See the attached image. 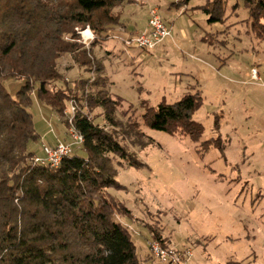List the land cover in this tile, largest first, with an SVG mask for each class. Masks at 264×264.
Wrapping results in <instances>:
<instances>
[{"label": "rangeland", "instance_id": "374dc122", "mask_svg": "<svg viewBox=\"0 0 264 264\" xmlns=\"http://www.w3.org/2000/svg\"><path fill=\"white\" fill-rule=\"evenodd\" d=\"M177 1L124 3L115 9L120 23L100 37L90 28L78 29L79 42L90 47L95 41L90 58L103 63L112 98L123 99L116 107L118 126L107 122L101 107H89V86L76 87L82 78L97 77L95 64L85 69L66 53L58 68L70 99L60 115L33 92L29 110L39 138L28 147L44 156V144L69 139L72 114L88 115L143 163L113 156L123 187L109 190L131 210L132 219L116 218L132 232L141 264H164L153 255L151 244L159 240L149 227L166 238L161 247L191 251L181 264H264V32L253 29L243 0H225L226 18L215 23L198 7L206 0ZM154 8L172 36L154 50L126 45V38L148 28ZM123 12L146 28L129 31ZM4 83L16 95L22 81ZM188 92L203 97L194 114L204 127L200 141L145 124L148 107L173 103ZM212 138L220 145L201 150V142ZM75 150L82 153L80 146Z\"/></svg>", "mask_w": 264, "mask_h": 264}, {"label": "trees", "instance_id": "16d2710c", "mask_svg": "<svg viewBox=\"0 0 264 264\" xmlns=\"http://www.w3.org/2000/svg\"><path fill=\"white\" fill-rule=\"evenodd\" d=\"M135 2L0 0V264H141L132 232L116 218L132 219L131 210L109 190L123 187L113 156L131 165L143 163L80 112L74 124L84 136L82 153L75 150L58 167H50L35 163L36 153L28 147L39 138L29 110L33 92L60 115L70 99V86L58 68V59L66 53L85 69L95 64L97 77L82 78L76 87L89 86V107H101L107 122L118 126L115 113L122 97L112 98L103 63L90 58L95 41L90 47L82 44L77 30L90 28L100 37L120 23L117 7ZM243 2L253 29L264 32V0ZM198 7L209 23L226 18L225 0H206ZM9 78L22 81L16 95L5 86ZM57 81L66 84L55 88ZM202 104L200 92H188L173 103L162 100L148 107L143 119L152 129L198 142L204 127L194 114ZM220 143L219 138L204 140L201 150ZM149 230L153 239L167 242L160 231Z\"/></svg>", "mask_w": 264, "mask_h": 264}, {"label": "built area", "instance_id": "2783aa9c", "mask_svg": "<svg viewBox=\"0 0 264 264\" xmlns=\"http://www.w3.org/2000/svg\"><path fill=\"white\" fill-rule=\"evenodd\" d=\"M172 36L171 29L166 25L158 9H152L148 28L144 31L132 34L126 38V45L136 46L154 50L163 40ZM256 75L257 70H254ZM76 110L75 105L72 106ZM75 113L70 116V126L68 127V140H57L54 144H44V156L35 155L34 162L50 167H58L65 156L71 155L75 147L81 146L80 134L74 124ZM153 246V247H152ZM153 255L164 264H181L182 260L191 258V251L188 249L176 250L174 248L156 247L155 240L151 244Z\"/></svg>", "mask_w": 264, "mask_h": 264}, {"label": "crops", "instance_id": "0c3cea01", "mask_svg": "<svg viewBox=\"0 0 264 264\" xmlns=\"http://www.w3.org/2000/svg\"><path fill=\"white\" fill-rule=\"evenodd\" d=\"M126 7V6H125ZM129 15L131 14L130 12L128 13ZM126 15V13L125 12H123L122 13V22L124 23V25L123 26H126L128 29H129V31L130 30H134V31H141V30H144L145 28H146V25H145V27H142V28H144V29H141L140 27H137L136 26V22L134 21V18H132V17H130L129 15ZM130 17V18H129ZM126 19H129L130 21L129 22H126L125 20ZM134 21V22H133ZM147 24V23H146ZM134 26V27H133ZM55 142H53L52 144H54Z\"/></svg>", "mask_w": 264, "mask_h": 264}, {"label": "bare ground", "instance_id": "6f19581e", "mask_svg": "<svg viewBox=\"0 0 264 264\" xmlns=\"http://www.w3.org/2000/svg\"><path fill=\"white\" fill-rule=\"evenodd\" d=\"M79 134H80V144L82 145L83 142H84V136L81 133H79ZM155 246L156 247H161L159 242H157V241H155Z\"/></svg>", "mask_w": 264, "mask_h": 264}]
</instances>
